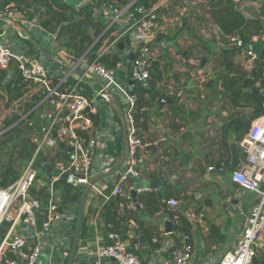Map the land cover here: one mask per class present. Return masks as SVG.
Segmentation results:
<instances>
[{"label":"crops","instance_id":"obj_1","mask_svg":"<svg viewBox=\"0 0 264 264\" xmlns=\"http://www.w3.org/2000/svg\"><path fill=\"white\" fill-rule=\"evenodd\" d=\"M123 1L118 0V5ZM233 1L246 18H259L264 27V0ZM91 11L92 17L96 16L104 21L98 6H93ZM9 17L18 25L25 27L34 41L51 56L49 58L39 51L33 54V56L40 54L39 62L46 66L47 74L53 82L60 84L61 90L75 87L78 92L91 96L104 87L103 79L93 73H85L88 58L80 60V56L73 59L64 48L57 45L54 35L44 30L36 18L28 19L22 12H15ZM128 20V17L122 14L115 23L114 29L119 32L124 31L119 41L121 44L117 46L120 50L118 55L123 58L136 45L128 29ZM157 25L158 30H163L158 40L161 79L156 81V87L161 91L150 106L142 109L145 113L146 127L140 129L139 135L147 145L141 152L140 174L137 177L120 180L118 184L124 191L123 195L112 193L116 185L115 173L100 177L94 182L85 200L81 220V225L85 221L90 228H93L94 233L80 237L79 232L72 264H118L113 258L97 255V248L109 241L107 236L102 235V231L106 229L98 225V218H102L101 206L111 198L119 199L111 209L116 221L115 225L111 224L121 231V236L128 235L129 249L145 264L170 263L171 252L182 244V235L185 233L182 228H175L181 218L189 223L193 261L197 264H218L222 255L235 246L246 218L257 200L255 192L244 188L231 178L234 170L232 167L234 149L238 153L237 167H239L244 160L240 140L257 117H251L254 109L249 105L243 103L238 106L231 105L228 98L223 96L220 82L214 81L216 62L213 54L229 41L228 37H225L227 41L221 40V29L212 18L210 19L201 0H171L159 12ZM88 30L90 32L93 29ZM203 30H207V36L204 35ZM0 32L2 39L12 48L27 50L22 42L23 36L27 37L26 33L13 28L2 18H0ZM260 37L263 39V36ZM258 38L259 36L256 35L252 41L261 42L264 46ZM178 40L184 43L180 44ZM117 48L112 49L111 54L115 53ZM246 50L248 49L241 47L240 50L235 51L232 63L235 68L242 70L249 77L256 60L249 59ZM194 57L201 59L204 57L206 60L203 64L200 62L198 67L189 68L190 60ZM71 67H74L72 71H70ZM223 68L224 66L220 65L219 70ZM197 72L202 73L207 79L204 90H199L197 86L198 82L194 77ZM115 73L118 84L128 89V69L124 67L116 70ZM17 76L18 72L11 66L4 70L0 78V100L5 104L2 106L3 114L11 108L24 111L21 99L7 101L9 94L5 91L4 85L16 80ZM209 80H212L210 86H208ZM252 86L258 88V94H264L263 84L260 85L259 81L243 90L249 95ZM34 87L38 88L37 85ZM109 88L117 97L127 124L126 97L113 86ZM169 88L182 91L183 98L175 97ZM35 92L36 90L24 94L26 101L30 99L29 93ZM42 107L48 110L51 108L48 104H43ZM90 113L95 121L96 139L91 165L92 176L111 170L120 158L122 127L109 99L96 97ZM229 117L237 122L241 121V126L237 128L228 126ZM14 149L16 151L12 154L17 157L19 147L15 146ZM60 153L62 159H57L55 156ZM39 157L43 158V161L40 159L42 169L39 170L40 177L36 178L33 187L30 188V194L31 191L34 190L35 193L40 187L46 186L48 195H53L52 197L59 203L64 196V187L69 182L50 176L42 162L55 166L64 158L62 148H47L43 156ZM9 160L6 161L7 164ZM12 163L14 165L15 162ZM124 170L125 162L120 168L121 174ZM144 181L158 184L155 187L138 188L137 200L141 195L147 197L155 195L156 201L153 207L150 205L146 207L138 200L142 210L139 212L133 208L129 190L134 188L136 183ZM85 185L77 187L79 192ZM107 189L111 191L108 195L105 194ZM171 198L179 201L174 207L167 203ZM75 202L64 201L63 211H67ZM91 205L95 207L93 210H89ZM14 209L16 212V206ZM165 218L173 222L171 232H164ZM74 221V215L62 214L59 220L50 224L49 230L42 236L43 245L39 264H65L71 245ZM12 232L25 235L31 242L36 239L37 233L35 227L26 225L20 220L13 224L5 222L0 230V243ZM140 234L143 236L142 240L138 237ZM153 238L156 240L154 241ZM262 244L264 241L260 242L255 254L259 259H264ZM0 264L7 263L2 260Z\"/></svg>","mask_w":264,"mask_h":264},{"label":"built area","instance_id":"obj_2","mask_svg":"<svg viewBox=\"0 0 264 264\" xmlns=\"http://www.w3.org/2000/svg\"><path fill=\"white\" fill-rule=\"evenodd\" d=\"M135 1L124 0L121 5H118V0H106L98 5L99 12L104 17L105 26L80 57V60H84L88 55L91 57L87 60L86 74L93 73L100 77L104 80V87L113 86L126 97L128 153L122 179L137 177L140 174L141 152L147 143L139 135L134 123V94L133 92L129 94V88L126 91L116 80V70L126 67L124 59L116 61L113 66H106L101 58L115 49L121 41L124 31L110 29L115 26L121 15L125 14L129 19L128 29L136 42L135 48L131 50L134 52V58L129 71L134 81L146 85L152 66L160 57V45L157 38L163 30L157 29L158 14L171 0H155L147 8L142 5L133 6ZM13 13L15 12L9 11L8 15L12 16ZM107 31H109L108 34H106ZM203 31L207 36V30ZM1 35L0 32V71L13 66L20 79L27 82V92L36 90L35 93L40 95V99L33 102L30 110L21 117L25 118L30 111L36 110L40 125L29 135V141L35 147L26 166L12 183L0 188V230L5 222L13 224L17 220L35 227V209L41 214H46L47 220L42 223V231L36 233V239L33 242L19 233L7 234L0 243V261L5 260L7 264H39L43 245L42 236L49 230L50 224L59 220L62 214L57 212V200L42 208L40 200L30 194V188L38 175L35 160L47 148H56L61 145L64 158L57 162L55 167L67 172L68 178L72 180L71 183L69 182L72 187L77 188L79 185L87 184L91 177V165L96 146L95 121L90 111L96 97L108 100L109 96L104 87L91 96L78 92L75 87L61 90L60 84L53 82L47 74L43 63L35 60L34 56L29 55L24 49L12 48ZM229 40L236 41L237 37H229ZM96 42L99 44L95 50H92V45ZM178 42L182 44L183 41L178 40ZM245 53L249 59L260 60L262 63L264 88V55L258 57L251 50H246ZM200 62L201 58L194 57L190 60V65L198 67ZM73 68L71 67L70 71ZM194 77L198 82L199 90H204L207 84L206 77L198 72L194 74ZM36 85L38 88L34 87ZM169 90L175 97L183 98L182 91H174L172 88ZM43 104H48L51 108L44 109ZM28 125H33L32 120H28ZM240 144L244 152V160L232 171L231 178L244 188L255 192L257 200L246 218L235 246L222 255L218 264H251L257 247L261 241H264V113L251 122ZM66 163L69 165L66 166ZM112 193L123 195L124 191L119 184H116ZM167 203L174 207L179 201L171 198L167 200ZM98 225L107 230L109 239L97 248L98 256L113 258L118 264H145L137 254L126 247L121 234L111 223L99 217ZM153 240L155 241L156 238ZM261 247L264 248V244ZM169 264H197L193 261V244L189 234L182 235V244L172 250Z\"/></svg>","mask_w":264,"mask_h":264},{"label":"trees","instance_id":"obj_3","mask_svg":"<svg viewBox=\"0 0 264 264\" xmlns=\"http://www.w3.org/2000/svg\"><path fill=\"white\" fill-rule=\"evenodd\" d=\"M102 2L106 0H101ZM155 0H136L133 6L142 5L144 8L149 7ZM203 7L206 9L210 19L220 27L221 40L227 41L225 37L238 36L244 42L252 41V38L256 35L259 36L258 40L264 43V27L261 19L259 18H246L237 8L233 0H201ZM98 0H95V4H82L78 7L69 4L66 0H0V13L8 15L9 11L22 12L28 19L36 18L39 25L47 32L54 35L55 41L59 47L64 48L73 59L79 58L81 54L92 44V34L89 32V28L93 29V34L98 35L105 26V21L100 19H93L92 11L90 7H97ZM34 7H39L40 10L35 12ZM113 26L110 30H114ZM109 31L106 32L108 34ZM263 36V39L260 37ZM26 44V52L29 55H33L38 49L36 46L26 37L23 39ZM99 42L92 45V50H95ZM117 48V47H116ZM238 45V38L236 41H227L217 52L213 54L216 66L214 67V81L220 82L223 88V96L228 98L231 105L238 106L249 105L253 107L254 113L251 117H258L264 113L263 102L258 95L251 97L243 89L249 85L255 84L259 81L260 85L263 84L262 80V63L260 60H256V64L252 69L251 74L247 77L246 73L242 70L234 67L232 61L235 51L240 50ZM120 50L117 48L115 53L105 54L101 60L106 66H113L116 61L122 60L123 57L118 55ZM264 55V51H263ZM90 59V55L87 56ZM159 59L154 62L150 71V77L147 80L146 85H142L140 82L134 81L131 86V90L134 94L133 103V118L138 133L140 129L145 128V113L142 111L144 107L150 106L156 97L160 94V89L156 87V81L161 79V69L159 68ZM220 65L224 68L219 70ZM192 68V66H189ZM4 74V70L0 71V78ZM2 85V84H1ZM27 82L22 81L17 76V79L10 81L5 86V91L9 94V100L21 99V104L24 106V112L27 113L32 107L33 102L40 99V95L37 93L30 94L29 100L26 101L24 94L28 91L26 88ZM213 88V87H212ZM92 116V115H91ZM142 119V120H141ZM28 120H32L33 125H28ZM241 121L237 122L232 117L227 119V125L232 128L241 126ZM38 113L30 111L25 118L19 117L18 114L13 113L9 120H5L4 127H8L3 132L1 143H9L16 139L15 146L19 147L17 151V158L20 160H28L30 157L29 147L22 143L21 137L25 135L29 138L30 133L39 128ZM235 126V127H234ZM246 133V132H245ZM61 149V145L57 146ZM40 155L43 156V153ZM39 155V156H40ZM57 159H62L61 153L55 156ZM35 166L37 169H42L40 157L35 160ZM18 176V171L14 170L11 160L0 171V187H5L12 183ZM47 187L42 186L37 192L32 191L36 198L40 200L41 207L45 208L46 201H42L41 198L47 197ZM111 191L106 190L105 194H110ZM79 190L71 186L70 183H66L63 190V199L65 203L75 202L79 198ZM140 196L138 200L142 201L146 207L150 205L153 207L156 201L155 195ZM40 197V198H39ZM102 199V198H100ZM119 201L118 197L111 198L101 206L100 215L106 222L116 223L112 214V207L114 203ZM93 205L89 207V210H93ZM179 222V221H178ZM7 223V222H6ZM188 221L181 218L180 222L175 225V228H182L185 233L189 234ZM115 229V228H114ZM121 234L120 230L115 229ZM94 233L93 228H90L84 221L80 228V237H87ZM103 236H107V230L102 231Z\"/></svg>","mask_w":264,"mask_h":264},{"label":"water","instance_id":"obj_4","mask_svg":"<svg viewBox=\"0 0 264 264\" xmlns=\"http://www.w3.org/2000/svg\"><path fill=\"white\" fill-rule=\"evenodd\" d=\"M66 1L73 6H80L86 2V0H66ZM91 9L92 8L90 7V10ZM34 10H35V12H38L40 10V8L34 7ZM254 14H256V13H254ZM257 15L258 14H256V16ZM0 18H2L5 22H7V24L11 25L13 28H18L21 31L25 32L27 35V38L36 46L39 53L41 52L42 54L51 58V56L42 47H40V45L38 43H36L34 41V39L27 32L25 27L18 25L9 16H7L3 13H0ZM157 39L159 40V37ZM120 44L121 43L119 42L118 46ZM238 45L240 47H244L248 50L253 51L258 57H261L263 55L264 46L261 42H256V41L244 42L240 39V37H238ZM39 53L34 56L35 60H37V61L40 60V54ZM133 58H134V52L133 51L128 52L123 58L124 62H125V66L128 69V71L130 69V64H131V61ZM205 60H206V58L202 57L201 64H203ZM133 82H134V80L131 77V73L129 71V78H128L129 94H132L131 85L133 84ZM211 82H212V80L208 81V83H209L208 86H210ZM104 90L106 91V93L109 96V100L111 102V106H112L113 110L116 112V114L118 115V117L121 121L122 153H121L120 158L118 159V161L116 162V164L113 166V168L111 170L92 175L89 178L87 184L85 185L83 190L80 192L77 202H75L67 211H63V204H64L63 199L58 203L57 212H59L60 214L66 215V216L67 215H74V217H75V221H74V225H73V231H72L71 245H70V249H69L65 264H72L74 261V257H75L76 250H77V244H78V238H79V232H80V226H81V220H82V214H83V207H84L85 200L88 196V193L92 188V185L94 184V182L98 178L104 177V176L112 174V173H115V182H116V184H118L120 182V180L122 179V174L120 172V168L122 167V165L126 161V157H127V153H128L127 124H126L124 116L120 110L118 99L113 94L111 89H109L108 87L105 86ZM258 93H259L258 88L255 86H252L249 95H251V96L258 95L263 102V110H264V94H258ZM21 140H22L23 144L28 145L30 155H31L34 151L35 145L29 141L28 137L23 136V137H21ZM237 155H238L237 150L234 149L233 158H232V162H233L232 167L234 169L237 168V164H238V156ZM40 159H41V161H43L42 157H40ZM42 165L45 167L46 171L48 172V174L50 176H56L60 180H64V181H67L70 183L72 182V180L70 178H68L66 171H62L61 169L55 167L53 164H50L47 162H42ZM68 165H69V163H66V166H68ZM39 177H40L39 175L36 176V178H39ZM157 184L158 183H156V182H146V181L138 182L135 184L134 188H131L129 190L130 198H131V201L133 203L134 209H136L139 212H142V210L140 208V204L137 200V189L140 187H155ZM34 215L36 217L35 230L37 233H39L40 231H42V223L47 220V217H46V214H41L36 209L34 210ZM172 225H173V222L170 219L165 218L163 220L164 232H166V233L171 232L172 231ZM138 237H139V239L141 238V240H142L143 236L140 234ZM122 239L125 241L126 247L130 248V245L128 244V235H122ZM251 264H264V259H259L256 256H253Z\"/></svg>","mask_w":264,"mask_h":264},{"label":"rangeland","instance_id":"obj_5","mask_svg":"<svg viewBox=\"0 0 264 264\" xmlns=\"http://www.w3.org/2000/svg\"><path fill=\"white\" fill-rule=\"evenodd\" d=\"M85 3L87 4H90L92 5L94 3V0H88L86 1ZM93 19H99L98 17L96 16H93ZM91 34H92V38L95 40V38L99 35H95L93 34V30L90 31ZM22 35V34H21ZM24 38H26L25 36H23ZM93 40V41H94ZM23 42V40H22ZM23 45L26 46V44L23 42ZM27 48V47H26ZM85 52V51H84ZM84 52L81 54V56L84 54ZM193 74V73H192ZM191 75V74H189ZM192 76V75H191ZM126 91L128 89L124 88ZM9 100V97L7 99V101ZM6 103V102H5ZM4 102L3 100H0V138L2 139V135H3V132L6 131L7 129H9L8 127H4V122L5 120H9L11 117H12V114L13 113H16L19 115L20 119L21 117L25 114L24 111H16L14 110V108H11V110H9L6 114H3V109H2V106H4ZM247 132V131H246ZM25 135H22L20 137H23ZM27 137V136H25ZM16 142V139H14V141H10L8 144L7 143H1L0 144V168H3L7 163L6 161H8L9 159H11L12 162H15L14 165L12 163V166L13 168H15L14 170L18 171V173L20 174L21 171L24 169V167L26 166V162L27 160H20V159H16L17 157L15 155L12 154V152L16 151L15 149L12 148L13 144H15ZM18 155V154H17ZM16 157V158H15ZM15 159V160H14ZM40 170V169H39ZM39 170H38V174H39ZM1 171V170H0ZM34 184V183H33ZM33 187V185L31 186V188ZM34 191V190H33ZM32 193V191H31ZM34 195V194H32ZM53 195H48L47 197H43L41 198L42 201H46L47 204L53 202V201H56L55 198L52 197ZM36 197V196H35ZM40 198V197H39Z\"/></svg>","mask_w":264,"mask_h":264},{"label":"flooded vegetation","instance_id":"obj_6","mask_svg":"<svg viewBox=\"0 0 264 264\" xmlns=\"http://www.w3.org/2000/svg\"><path fill=\"white\" fill-rule=\"evenodd\" d=\"M87 1V0H86ZM100 1V2H99ZM98 2H99V4L102 2L101 0H98ZM85 4V3H84ZM93 4H95V0H94V3ZM98 4V5H99ZM76 7H78V6H76ZM91 8H93V7H91ZM86 51V50H85Z\"/></svg>","mask_w":264,"mask_h":264}]
</instances>
